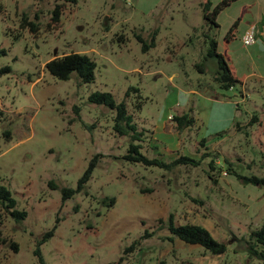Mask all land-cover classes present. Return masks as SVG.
Returning <instances> with one entry per match:
<instances>
[{"label": "rangeland", "instance_id": "rangeland-1", "mask_svg": "<svg viewBox=\"0 0 264 264\" xmlns=\"http://www.w3.org/2000/svg\"><path fill=\"white\" fill-rule=\"evenodd\" d=\"M205 1L0 0V183L26 210L16 220L0 207L4 264H40L38 246L44 264H264L244 242L264 221V185L246 179L264 176V0H232L211 27ZM208 1L211 9L220 0ZM251 23L255 41L244 45ZM138 35L154 43L143 49ZM209 37L246 81L242 89L213 78ZM70 51L94 58L93 80L46 69ZM131 86L138 90L125 95ZM95 90L125 101L144 132L141 152L197 164L166 169L125 158L129 136L114 129V108L88 99ZM184 112L195 121L178 129L169 115ZM63 187L73 193L63 197ZM169 213L207 227L226 250L166 238Z\"/></svg>", "mask_w": 264, "mask_h": 264}, {"label": "trees", "instance_id": "trees-1", "mask_svg": "<svg viewBox=\"0 0 264 264\" xmlns=\"http://www.w3.org/2000/svg\"><path fill=\"white\" fill-rule=\"evenodd\" d=\"M75 2L76 0H67ZM232 0H220L211 9L209 8V1L206 0L202 4V17L204 22L211 26H216V15L219 13L221 8L228 5ZM60 4H57L53 9V20L57 21L59 19ZM33 22L31 23V25ZM33 28V26H32ZM35 29V28H33ZM232 35V29L228 30V33L224 36V43L229 41ZM140 41L143 42V49H146L149 45L153 44V39L150 42H146L145 39L137 36ZM208 47L205 54L207 56H213L216 58V69L214 71L213 78L218 82L219 86L224 89L233 88L236 84L241 86L242 79L238 78L234 72L232 65L229 62L227 53L224 50H220L218 47V41L214 37H209ZM96 62L94 58L85 52L70 51L67 53H62L55 55L45 62L46 69L53 76L61 79L69 78L74 74L80 82H88L94 78V69ZM9 66H3L2 70H8ZM130 90H138V87L131 86L126 90V94H129ZM240 90V89H239ZM88 99L91 102L97 104H104L110 108L115 109V124L114 129L119 134H126L129 136V143L124 157L131 160L141 162L146 165H157L170 169L178 164L191 163L193 165L197 164L198 159L190 157L186 154H178L171 160H165L159 156H148L141 152L140 148L142 146L141 141H143V130L139 129L137 124L132 120V114L128 112L127 105L124 100L116 101L113 94L106 90H95L88 95ZM256 118L255 114H252L251 119ZM172 119L175 121V127L182 129L192 125L195 121L194 117L186 112L181 114L172 115ZM98 154L94 156L88 163V166L84 170L81 177L78 179L77 187L78 189L82 187L83 183L86 182L91 176V172L95 163L97 161ZM211 164V163H210ZM212 167L213 164H212ZM247 180L264 185V176L252 175L246 178ZM73 188L63 187V197H67L73 193ZM114 201L111 198L110 203ZM0 207H2L6 212L11 214L16 220H20L26 216L25 209H19L16 206V199L13 196L10 188L5 184L0 183ZM168 230L169 234L166 238L173 240L175 237L180 240L190 243L199 244L203 246L204 250L212 254H221L226 250V243L222 240L217 239L210 230L203 226L202 224L195 222H182L176 223L174 221V214L169 213L166 225L163 224ZM52 233V230H48L39 240L38 244L43 241ZM147 232L146 235H149ZM245 250L249 256L264 260V221L260 226L252 228L248 231L247 237L244 240ZM15 247V246H14ZM35 254H37L40 264H44L43 258L40 253L39 246L35 249ZM113 263V264H117ZM0 264H4L0 260Z\"/></svg>", "mask_w": 264, "mask_h": 264}, {"label": "built area", "instance_id": "built-area-1", "mask_svg": "<svg viewBox=\"0 0 264 264\" xmlns=\"http://www.w3.org/2000/svg\"><path fill=\"white\" fill-rule=\"evenodd\" d=\"M255 28L256 24L251 23L243 32L241 39L244 45L251 44L255 41ZM169 117L172 118V115L170 114Z\"/></svg>", "mask_w": 264, "mask_h": 264}, {"label": "crops", "instance_id": "crops-1", "mask_svg": "<svg viewBox=\"0 0 264 264\" xmlns=\"http://www.w3.org/2000/svg\"><path fill=\"white\" fill-rule=\"evenodd\" d=\"M262 26H264V24H262ZM255 32H256V28H255ZM261 32L263 33L264 30L262 29V31H260V33H261ZM217 41H218V40H217ZM263 77H264L263 75H260V76H259V80H258V82H264L263 79H260V78H263ZM245 84H246V81H245V82L243 81L242 84H241V86H240L241 89H242V87H244ZM229 89H231V88H229ZM215 97H218V95H215ZM236 97H237V94H236ZM238 99H239V98H238ZM238 99H237V100H238ZM237 100H236V99L234 100L235 104H236ZM237 106H238V104H237ZM237 106H236V107H237Z\"/></svg>", "mask_w": 264, "mask_h": 264}]
</instances>
